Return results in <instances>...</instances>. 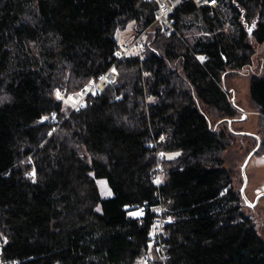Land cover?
I'll list each match as a JSON object with an SVG mask.
<instances>
[{
  "label": "trees",
  "instance_id": "16d2710c",
  "mask_svg": "<svg viewBox=\"0 0 264 264\" xmlns=\"http://www.w3.org/2000/svg\"><path fill=\"white\" fill-rule=\"evenodd\" d=\"M215 2L181 0L165 32L156 0H0V249L8 264H135L149 252L160 203L172 217L163 230L167 264H264V239L241 210L224 158L234 133L216 124L237 115L224 75L250 65L254 43H264V0ZM130 22L142 48L133 43L116 62V31ZM114 62L116 81L81 109L57 100L56 89L77 91ZM249 93L264 153V68L251 75ZM98 178L111 196L101 197Z\"/></svg>",
  "mask_w": 264,
  "mask_h": 264
},
{
  "label": "rangeland",
  "instance_id": "374dc122",
  "mask_svg": "<svg viewBox=\"0 0 264 264\" xmlns=\"http://www.w3.org/2000/svg\"><path fill=\"white\" fill-rule=\"evenodd\" d=\"M135 34L136 28L132 22L125 28L116 31L115 38L118 42L120 52L124 51L125 47L129 46V49L132 47V44L137 38H135ZM254 49L255 52L250 65L241 70L227 71L224 75V86L228 91L230 102L236 109V117L225 120V122L218 120L216 123L218 127L226 128L228 126L229 130L234 133L232 144L226 150L224 158L226 165L232 167L234 170L233 184L239 190H241L244 182L242 165L247 156L256 148L258 139L260 140L262 128L259 119L260 115L256 111L255 105L250 97L249 81L251 75L260 74L264 68V43H254ZM58 90L61 89L55 90V96ZM62 102L65 107H71L73 103L69 95ZM258 148L259 146L251 154L245 166L247 183L244 188V194H241V210L246 216L252 219L258 234L264 239V195L259 196L264 192V153L259 152ZM174 155L175 153H171L166 156L171 157ZM96 182L101 197L105 198L112 195V191L105 179L98 178ZM129 214L139 216L140 212L138 210H132ZM152 248L150 244L149 252L144 257L136 260L135 264H153L157 256L155 253L153 254Z\"/></svg>",
  "mask_w": 264,
  "mask_h": 264
},
{
  "label": "built area",
  "instance_id": "2783aa9c",
  "mask_svg": "<svg viewBox=\"0 0 264 264\" xmlns=\"http://www.w3.org/2000/svg\"><path fill=\"white\" fill-rule=\"evenodd\" d=\"M157 8L155 9V21L161 26L162 31L168 32L173 31L172 26V13L173 9L181 2V0H156ZM197 6H214L215 0H193ZM134 43L138 46L139 49L142 48V43L137 37ZM129 50V46L125 47V50L117 53L116 62L120 59H124L127 56ZM203 58V59H201ZM206 56H201L200 60H206ZM114 62L104 73L99 75V77L83 85L77 91L71 92L67 94L65 90H58L56 93L57 100L63 101L64 98L69 97L73 101L71 105V110L78 111L84 106L85 99L88 95L103 92L110 84H113L116 81L118 72L115 68ZM50 121L56 119V113H52ZM156 145V144H154ZM156 165L154 166V180L157 186H160L164 183V177L162 179V175L164 172V168L162 165V160L164 159L165 153L162 150L157 152ZM32 175V173H29ZM143 207L140 208L142 210ZM155 218L153 220L152 226L149 232V244L154 246L155 254L157 256L156 264H167V261L170 257L169 252H167L165 248V243L163 241V230L166 224L172 221L171 215L168 213V208L162 203L158 204L155 208ZM1 248V242H0ZM7 260L1 258V249H0V264H8ZM11 264H18L17 260L10 262Z\"/></svg>",
  "mask_w": 264,
  "mask_h": 264
},
{
  "label": "water",
  "instance_id": "95a60500",
  "mask_svg": "<svg viewBox=\"0 0 264 264\" xmlns=\"http://www.w3.org/2000/svg\"><path fill=\"white\" fill-rule=\"evenodd\" d=\"M229 123H230V120H229ZM259 144H260V140L258 139V144H257V146H256V148L259 146ZM256 148L254 149V150H256ZM254 150L247 156V158H246V160L244 161V163H243V165H242V175H243V180H244V182H243V186H242V188H241V194L243 195L244 194V188H245V185H246V183H247V178H246V174H245V166H246V164H247V162H248V160H249V157L251 156V154L254 152ZM262 195H264V192H262L259 196H262ZM258 196V197H259ZM258 199V198H257Z\"/></svg>",
  "mask_w": 264,
  "mask_h": 264
},
{
  "label": "snow or ice",
  "instance_id": "6c2138e0",
  "mask_svg": "<svg viewBox=\"0 0 264 264\" xmlns=\"http://www.w3.org/2000/svg\"><path fill=\"white\" fill-rule=\"evenodd\" d=\"M201 59H203V58H201Z\"/></svg>",
  "mask_w": 264,
  "mask_h": 264
}]
</instances>
